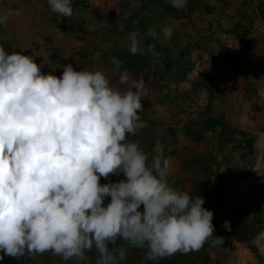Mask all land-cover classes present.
Instances as JSON below:
<instances>
[{
    "label": "clouds",
    "instance_id": "obj_1",
    "mask_svg": "<svg viewBox=\"0 0 264 264\" xmlns=\"http://www.w3.org/2000/svg\"><path fill=\"white\" fill-rule=\"evenodd\" d=\"M169 2L186 6V0ZM48 4L59 20L73 16L71 0ZM12 15L20 12L0 14V26ZM162 31L171 38L172 28ZM147 34L157 38L151 28ZM141 45L139 33L129 32L130 53L145 55ZM110 62L126 90L112 87L100 71L72 64L59 77L45 74L32 56L0 45V260L51 252L65 262H85L95 248L96 264H123L127 249L109 247L118 239L143 249L149 261L198 251L206 242L224 244L213 235L214 213L205 200L169 185L164 146L157 142L149 163L129 139L145 127L138 113L147 89L119 59ZM258 94L264 97V90ZM121 173L125 180L100 183ZM222 227L231 231L229 221ZM252 243L264 253V230Z\"/></svg>",
    "mask_w": 264,
    "mask_h": 264
},
{
    "label": "rangeland",
    "instance_id": "obj_2",
    "mask_svg": "<svg viewBox=\"0 0 264 264\" xmlns=\"http://www.w3.org/2000/svg\"><path fill=\"white\" fill-rule=\"evenodd\" d=\"M78 1L99 7L109 16L99 20L79 7L71 19L59 20L48 0H0V14L20 12L10 16L4 26L2 37L11 47L9 54L15 51L32 56L43 73L57 77L63 66L72 64L77 71H100L112 79L116 74L112 57L121 62L141 57L156 63L155 87L147 94L151 108L138 114L145 127L129 139L144 151L150 149L149 163L157 154V142L164 146V155L171 158L168 183L178 191L189 193L205 176L184 167L185 161L198 156L210 165L220 179L223 199L212 205L220 211L212 221L214 233L225 230L222 224L230 222L227 213L236 209L256 208L264 214V97L258 94L264 90V0H186L182 9L160 0L144 14L145 30L139 37L145 55H133L128 49V33L135 30L119 5L121 0ZM189 1L196 4L193 10ZM165 27L173 30L170 39L164 37ZM150 28L156 39L147 34ZM244 34L245 45L237 37ZM222 47L224 56L219 52ZM160 50H166L174 63L169 73L164 72ZM196 80L200 87L195 86ZM209 85L214 95L212 115H222L233 127L248 133L254 139L252 150H233L209 133L200 142L186 136V129L197 128L205 118ZM109 202L110 197L105 198L104 206ZM253 239L232 241L231 254L220 264H264V253L253 245ZM205 253L210 258L208 264H216V248L207 242L198 251L176 255V264H199ZM85 255L87 261L82 264H96L95 248ZM75 260L65 262L46 252L20 264H75ZM145 260V251L135 248L127 251L123 264Z\"/></svg>",
    "mask_w": 264,
    "mask_h": 264
},
{
    "label": "trees",
    "instance_id": "obj_3",
    "mask_svg": "<svg viewBox=\"0 0 264 264\" xmlns=\"http://www.w3.org/2000/svg\"><path fill=\"white\" fill-rule=\"evenodd\" d=\"M160 0H121L119 5L125 11L129 18V24L133 27L139 35L144 34V14L150 6ZM73 11L79 7H83L87 10L89 14L99 20H104L109 16L107 13L99 7L88 3H82L78 0L71 1ZM138 3V8H133L132 5ZM188 6L190 10H193L196 6L194 1H189ZM58 18V15L56 14ZM60 19H64L63 17ZM4 26H0V45H2L6 51L9 53L11 47L8 42L3 40ZM245 34L243 36H237L241 44H246ZM145 47H148V41L144 40ZM225 48L220 49V55L224 56ZM161 55L163 56L162 64L164 66V72L169 73L174 67V63L169 61V54L166 50H160ZM123 69H127L131 73L132 80H143L147 89V94L155 87L154 74L157 64H150L148 61L143 60L141 57H138L133 61H123ZM122 69V70H123ZM112 87L118 88L121 91L126 90L129 85H122L119 82V75L115 74L112 79H109ZM195 86H201L198 80L195 81ZM208 91V103L205 108V118L201 121L196 127H190L185 130V134L194 142H200L202 139H205V134L209 133L214 136H217L218 141L224 145H228L233 150H252L254 139L245 131L233 127L229 121L222 115L215 116L211 113L212 101L214 98L213 88L211 85L207 86ZM144 110L149 111L151 108V103L147 98V95L142 100ZM139 112V113H142ZM138 113V114H139ZM241 138V139H240ZM145 153L147 155L150 153V149L145 148ZM150 161V159H149ZM184 167L190 170L197 169L205 176L203 177L200 184L194 185L189 191V195L193 198L195 196L202 197L205 200L203 205L207 210H210L214 213V218L218 216L219 209L215 210L212 205L222 203V192H221V182L218 179L214 172L211 171L210 165L204 163L201 158L194 156L191 159H188L184 162ZM210 207V208H209ZM227 217L230 220L231 231H219L214 233V236H219L224 238V244L222 246H215L216 248V264L226 259L231 254V242L236 240L239 242H249L251 241L256 234L264 230V214H262L258 209L253 208L251 210H245L243 208L236 209L227 213ZM212 244L207 242V246ZM124 246L127 251H135V248L128 247L123 240H117L116 245H110V248ZM181 254L180 252L175 255L163 258L157 261L145 260L144 262H129L128 264H176V255ZM3 255V252H0V256ZM28 256L21 257L19 259H14L8 256H4L3 260H0V264H20ZM127 260V259H126ZM210 258L208 254H204L201 262L199 264H208ZM126 262V261H125ZM78 260H75V264H79ZM81 262L80 264H82Z\"/></svg>",
    "mask_w": 264,
    "mask_h": 264
},
{
    "label": "flooded vegetation",
    "instance_id": "obj_4",
    "mask_svg": "<svg viewBox=\"0 0 264 264\" xmlns=\"http://www.w3.org/2000/svg\"><path fill=\"white\" fill-rule=\"evenodd\" d=\"M125 179H124V175L121 176V175H112V174H110L107 179L101 177L100 183L103 185V184H106V183L119 182V181L125 180Z\"/></svg>",
    "mask_w": 264,
    "mask_h": 264
},
{
    "label": "water",
    "instance_id": "obj_5",
    "mask_svg": "<svg viewBox=\"0 0 264 264\" xmlns=\"http://www.w3.org/2000/svg\"><path fill=\"white\" fill-rule=\"evenodd\" d=\"M121 176L123 175L122 173L120 174ZM126 177L124 176V179H125Z\"/></svg>",
    "mask_w": 264,
    "mask_h": 264
}]
</instances>
